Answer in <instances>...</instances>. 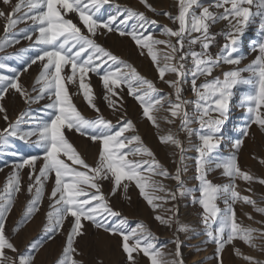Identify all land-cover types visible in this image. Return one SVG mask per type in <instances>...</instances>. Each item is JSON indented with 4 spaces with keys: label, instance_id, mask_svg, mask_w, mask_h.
<instances>
[{
    "label": "snow or ice",
    "instance_id": "1",
    "mask_svg": "<svg viewBox=\"0 0 264 264\" xmlns=\"http://www.w3.org/2000/svg\"><path fill=\"white\" fill-rule=\"evenodd\" d=\"M3 2L9 4L11 0ZM140 2L147 11L162 14L175 25L163 26L162 35L166 39L153 34L150 26L158 21L149 18L144 11L114 4V12L101 16V9L113 4V0H21L9 13L0 10V17L7 18L0 50L20 43L21 39L32 42L30 47L37 50V54L24 61L20 70L11 69L14 75L0 74V102L10 91L19 94L25 104L39 103L45 98L49 101L39 114L31 116L33 123L27 129L21 127L25 112L12 121L7 108L0 103V114L6 122V127L0 129V146L6 145L8 138L13 137L32 143L40 150L39 155L22 156L19 162H15L12 173L0 189V264H36L38 251L43 247V242H33L27 254L20 253L6 228L15 200L25 190L20 175L25 167L29 169L26 191L31 199L13 233L40 211L45 184L52 179L53 187L48 195L49 211L43 228L46 239L53 240L58 233H62L65 222L70 219L66 242L56 264H83L76 259L79 252L74 247V241L84 234L85 221L109 235L120 237V248L127 264H138L137 257L141 254L148 264H185L182 241L178 235L169 241L174 250L166 253L165 246L158 245V237L143 222L129 227L128 218L111 206L109 196L122 191L125 198L130 199L128 190L130 185H134L159 225L173 229L175 233L189 231L186 225L180 223L178 210L164 207L175 201L178 195L186 194L181 175L186 169L178 166L175 174L170 173L153 150L144 145L134 122L127 118L126 111L121 112L124 87L154 127H160L158 121L161 117L158 114L163 110L171 117H162L167 123L179 121L178 132H184L189 140L193 135L198 138L194 147L199 197L193 196V201L202 207L204 236L215 245L216 264H224L223 254L229 245L247 264H264L262 260L242 254L234 245V241L241 240L254 249L264 251V243H256L257 240L264 241V228L243 226L238 221L235 208L237 202H241L264 215V207L258 206L251 196L242 195L236 184L239 179L249 185L254 182L264 185V177L243 170L238 158L245 138L251 137L252 125L264 131V0H214L207 6L201 0H177L175 15L159 11L149 0ZM22 8L27 10L23 16L16 18ZM70 13L78 17L86 31L67 18ZM22 21H31L32 28L21 30L19 38H9L12 29ZM221 22L225 27L219 35L224 37V43L213 55L210 48L216 43L217 33L211 29ZM251 26H256L258 30L259 38L251 48V52L256 54L246 66L240 67L245 59L239 54L241 39ZM108 34L129 37L141 55L146 52L158 79L171 91L162 94L163 90L152 80L97 42L98 35ZM197 45L199 50H196ZM38 63L40 72L29 92L20 82V77ZM7 67L0 63V69ZM65 69H68L67 73ZM217 70H220V75H214ZM90 73L101 80L103 98L108 107L114 114L121 113L115 124L103 116L95 103ZM244 73L248 75L244 76ZM189 76L191 90L196 97L194 101L183 97L184 84ZM201 77L203 82L198 84ZM69 85L77 86L75 94L82 95L86 104L97 113L95 118H86L77 108ZM242 86L249 89L241 96L239 104L246 110V119L238 129L239 138L230 142L228 154L223 155L220 154L226 140L223 129L230 118L231 101L236 90ZM189 104L193 105L191 114ZM193 124L198 127H192ZM65 130H74L99 145L95 166L86 162L68 140ZM178 132L169 130L158 139L178 149L183 161L184 147ZM38 161L42 164L37 169ZM258 162L264 165V158H259ZM217 169L228 178V183L216 184L208 178V173ZM164 179L174 180L175 189L169 188ZM105 180L110 183L108 195L103 188ZM218 200H223L224 208L219 207ZM247 215L252 219L251 214Z\"/></svg>",
    "mask_w": 264,
    "mask_h": 264
},
{
    "label": "rangeland",
    "instance_id": "2",
    "mask_svg": "<svg viewBox=\"0 0 264 264\" xmlns=\"http://www.w3.org/2000/svg\"><path fill=\"white\" fill-rule=\"evenodd\" d=\"M21 0H11V3L5 4L3 0H0V10L5 13H9L13 10L17 3ZM214 0H201V3L205 6L213 3ZM149 3L159 11H167L175 15L178 11L177 0H149ZM114 4H119L122 7H130L138 11H144L146 15L158 21L157 24L151 25L150 30L153 34L160 39H166L167 37L162 35V29L164 25L169 27H175L172 22L164 15H155L151 11H147L140 0H113V4L106 5L101 9V16L106 17L110 12H114ZM26 8H22L20 12L16 14V18L23 16ZM255 10V7L253 8ZM197 11H199L197 9ZM222 11V10H221ZM67 18L73 20L78 26L83 29V25L80 23L78 17L75 14L70 13ZM7 22L6 17H0V39L5 35V24ZM225 27L224 22L213 25L211 31L217 33L216 43L212 45L210 51L215 55L220 46L224 43V37L219 35L221 29ZM31 21H22L9 33V38H19L21 30L31 29ZM259 38L258 30L256 26L249 27L244 36L241 39L239 54L243 55L245 59L242 61L240 67L246 66L256 53L251 52V48L254 42ZM97 42L104 47L110 49L114 54L121 57L127 63L134 66L137 71L149 80H152L159 89H162L163 93L170 92L171 89L167 87L162 81L158 79L157 72L152 64L151 59L147 56L140 54L139 49L129 37H120L117 34H108L107 36L98 35L96 37ZM32 42L21 39L20 43L14 46L8 47L4 50H0V63L8 65L7 68L0 69V74L11 76L14 75L11 69L20 70L24 61L35 54L37 50L34 47H30ZM25 50V51H22ZM196 50H199V46H196ZM40 64L33 65L27 73H23L20 77V82L24 87L31 92L36 78L40 72ZM227 66H225V70ZM68 72V69H65ZM90 75V84L95 93V103L100 109V112L106 119H110L115 124L121 113H113L112 109L108 107L107 102L104 100V89L101 80L94 74ZM214 75H220V70L214 72ZM247 76V73L243 74ZM187 82L184 84L183 97L187 100H195L196 97L191 90L190 81L191 77H187ZM203 77L197 81V83L203 82ZM249 91L247 86H242L236 90L231 104L230 118L227 121L223 135L226 140L223 142L220 154L227 155L230 142H234L239 138L238 129L243 125L246 119L244 108L239 107L241 96ZM69 92L73 93V102L81 113L89 119L95 118L97 113L92 110L84 101L82 95L77 93L76 85H69ZM36 93H32L35 95ZM123 96V109L121 112H127V118L131 119L137 130V134L142 137L144 145L151 148L156 155L159 162L168 169L172 174H175L176 168L179 166L182 169V179L184 182L185 195L177 197V199L169 204H165L164 207H174L178 210V219L181 224L188 227L189 231L175 233L173 229L161 226L153 219L154 213L147 206L146 202L139 195L138 189L134 185H130L128 190V197L122 191L118 192L115 196H109L111 206L113 209L118 210L123 216L128 218L129 227L135 226L139 222H143L156 237H158V245H164V251L170 253L174 250V245L169 243L174 235H178L182 241V254L185 264H216L215 259V245L208 242L204 236V225L202 223V207L198 202L193 201V196L199 197V182L196 180L195 160L197 153L194 145L198 144V138L193 135L191 139L187 137L184 132H178L179 121L175 124L167 123L162 117L170 114L161 111L158 115L161 119L158 121L160 127L156 128L152 123L142 115V108L138 102L128 94L127 88L124 87L122 91ZM48 99L45 98L39 103L25 104L24 100L19 94L14 91H10L0 103L8 110V116L10 120L15 121L17 116L21 112H25L26 116L21 124L24 129L29 128L33 121L31 116L37 115L44 109V106L48 103ZM188 111L191 114L193 112V105H188ZM6 127V122L0 114V129ZM192 127H198L193 124ZM171 130L172 132H178L179 139L183 143V161L180 159V152L171 145H166L160 142L158 136L165 135ZM251 137L245 138V143L238 154L239 164L243 170L249 171L251 174L257 177H264V165L259 164L258 159L264 158V131L260 130L258 126L252 125L250 128ZM65 135L68 140L74 145L81 156L90 165L95 166L98 156L99 145L93 143L88 138L77 134L74 130H65ZM32 139H35L33 137ZM40 150L32 143L21 141L18 138L9 137L6 145L0 146V189L3 188L6 179L12 173V165L15 162H19L20 158L29 155H39ZM255 157V158H254ZM148 158V157H144ZM42 164V161L37 162V169ZM29 169L25 167L21 170V181L24 186V191L18 194L15 200V206L10 213L6 228L7 232L12 239V242L16 245L17 249L22 254H27L29 245L33 242H43V247L38 251L36 257V264H56V261L62 253V247L66 242V233L70 227V219L64 224V230L62 233H58L53 240H47L43 234V228L46 223V213L49 211L50 201L48 195L53 187V180L50 179L45 184V195L40 207V211L34 214L30 222L23 225L19 231L13 233V229L16 226L17 221L20 219L27 202L31 199L26 191V187L29 183L28 179ZM161 179L160 177H156ZM208 178L216 184H226L229 182L228 178L221 175V170L217 169L208 173ZM163 182L172 189H175L176 182L171 179H164ZM237 190L242 195H249L252 199L257 201L258 206L264 207V185L254 182L251 185L244 181L237 180ZM103 188L105 194L108 195L110 191L109 181H103ZM251 188V191L247 189ZM219 207L224 208L223 200L217 201ZM238 221L245 227L264 228V215L256 212L251 205H247L241 202H237L235 205ZM161 214L163 210H161ZM247 214H251L252 219L248 218ZM263 217V218H262ZM262 219V220H261ZM175 228V225H174ZM257 244L264 243V241H256ZM236 248L240 249V252L244 255L255 257L258 260L264 261V251L254 249L248 244H245L241 240L234 241ZM74 247L78 250L79 255L76 259L83 261V264H127L126 256L120 248V237L109 235L103 230L96 229L90 222H84V234L79 236L74 241ZM12 255L11 252H8ZM170 258V257H166ZM138 264H148V261L143 255L137 257ZM224 264H247V261L238 256L233 251V246L229 245L223 254Z\"/></svg>",
    "mask_w": 264,
    "mask_h": 264
},
{
    "label": "bare ground",
    "instance_id": "3",
    "mask_svg": "<svg viewBox=\"0 0 264 264\" xmlns=\"http://www.w3.org/2000/svg\"><path fill=\"white\" fill-rule=\"evenodd\" d=\"M263 218V217H262ZM262 220V219H261Z\"/></svg>",
    "mask_w": 264,
    "mask_h": 264
}]
</instances>
